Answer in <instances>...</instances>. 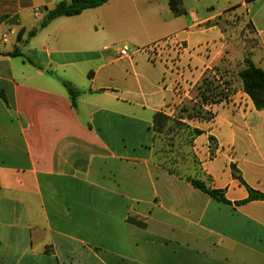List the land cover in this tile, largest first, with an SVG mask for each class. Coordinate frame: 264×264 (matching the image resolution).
<instances>
[{
	"label": "crops",
	"instance_id": "0c3cea01",
	"mask_svg": "<svg viewBox=\"0 0 264 264\" xmlns=\"http://www.w3.org/2000/svg\"><path fill=\"white\" fill-rule=\"evenodd\" d=\"M60 1L0 0V53L42 68L0 56V264H264V200L235 205L264 195V110L237 76L247 61L264 69V0H176L178 14L171 0H109L26 42ZM170 36L179 54L119 55ZM47 72L81 92L75 109ZM207 77L226 98L201 105L207 119L179 118ZM157 113L200 132L180 143L181 175L155 162Z\"/></svg>",
	"mask_w": 264,
	"mask_h": 264
},
{
	"label": "trees",
	"instance_id": "16d2710c",
	"mask_svg": "<svg viewBox=\"0 0 264 264\" xmlns=\"http://www.w3.org/2000/svg\"><path fill=\"white\" fill-rule=\"evenodd\" d=\"M108 1L109 0L60 1L56 3L52 9L48 11L46 10L39 26L27 33L26 42L33 38L40 30L45 28L51 21L60 17H72L79 15L85 10L100 7ZM253 1L255 0H245L246 3H251ZM175 2L176 0H171L170 7L174 14H178V12L174 11ZM0 56L7 58H21L23 62L42 70V68L31 58L23 55L18 48H14L12 52L8 53L1 52ZM47 74L50 73L47 72ZM237 76L241 83L242 90L251 98L255 108L257 110H264V69L257 68L251 62L247 61L246 68L240 71ZM60 83L69 97L72 108L75 109V101L81 95V92L65 80H61ZM197 90L198 104H195L191 108V112L183 109V113L179 114V118L185 116L187 118L207 119L210 115L201 109V105L216 104L227 96L221 85H219V83L212 77L204 78ZM0 99L5 103V105H7V101L2 90H0ZM153 125L155 132V162L162 168L166 169L169 173L181 175V164L185 152L181 149L180 143L185 142V144H191L192 138L199 135L200 132L189 128L176 118H170L161 113L154 115ZM185 179L193 186V188L207 194L220 203L230 205V202L225 199L222 191L209 189L204 181L196 177L186 176ZM253 200H264V195L248 189L247 200L237 202L235 205H242ZM129 222L138 227L144 226L140 222L133 219H129Z\"/></svg>",
	"mask_w": 264,
	"mask_h": 264
},
{
	"label": "built area",
	"instance_id": "2783aa9c",
	"mask_svg": "<svg viewBox=\"0 0 264 264\" xmlns=\"http://www.w3.org/2000/svg\"><path fill=\"white\" fill-rule=\"evenodd\" d=\"M172 50L179 54L182 50L181 43L174 37H166L165 39L153 42L145 47L136 48L129 51L127 48H122L119 55L122 58H129L134 54L142 53L151 62L160 61L166 51Z\"/></svg>",
	"mask_w": 264,
	"mask_h": 264
},
{
	"label": "rangeland",
	"instance_id": "374dc122",
	"mask_svg": "<svg viewBox=\"0 0 264 264\" xmlns=\"http://www.w3.org/2000/svg\"><path fill=\"white\" fill-rule=\"evenodd\" d=\"M227 15L232 16L231 21L233 23L234 28L242 32V36H243L244 41L246 42V46L248 50L252 52H258L260 48H259L257 39L253 35V32L250 26L242 19V14L236 13V9L231 8L227 10ZM22 51L25 53L24 48H22ZM13 62L20 65L21 60L19 58H15ZM48 75L54 78L55 80H57L58 85H60L63 88V86L60 83V81L63 79H58L54 73H51Z\"/></svg>",
	"mask_w": 264,
	"mask_h": 264
}]
</instances>
